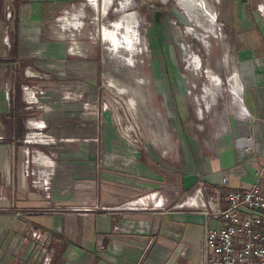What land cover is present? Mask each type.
Here are the masks:
<instances>
[{
  "label": "rangeland",
  "instance_id": "rangeland-1",
  "mask_svg": "<svg viewBox=\"0 0 264 264\" xmlns=\"http://www.w3.org/2000/svg\"><path fill=\"white\" fill-rule=\"evenodd\" d=\"M21 1L0 0V264H54L53 245L62 238L49 229L54 213L99 206L59 197L44 169L50 160L73 159L77 151L76 159L86 162L87 146L94 143V179L81 178V187L94 180L99 189L100 182L107 183L99 178L100 156L115 153V142L121 143L137 151V168L143 164L161 178L160 187L137 191L128 201L156 192L157 207L166 211L178 199V211L196 215L189 204L201 183L218 182L215 164L229 163L235 137L246 132L260 141L264 105L255 95L251 51L264 53V0L240 3L253 21L248 29L236 16L239 0H23L27 20L37 2L44 16L34 43L16 59L7 24ZM65 11L67 18L58 22ZM43 41L60 43L64 59H45ZM71 46L73 52H67ZM24 84L35 102L23 97ZM243 93L246 103L257 98V108L240 121L235 95L243 102ZM58 112L92 120L94 132L78 129L66 140L52 138L47 127ZM217 129L221 135L214 137ZM46 136L51 143L39 142ZM174 173L182 176L184 188L171 197ZM82 190V197L93 199V187ZM197 255L194 248L192 257Z\"/></svg>",
  "mask_w": 264,
  "mask_h": 264
},
{
  "label": "crops",
  "instance_id": "crops-1",
  "mask_svg": "<svg viewBox=\"0 0 264 264\" xmlns=\"http://www.w3.org/2000/svg\"><path fill=\"white\" fill-rule=\"evenodd\" d=\"M236 2L237 5H240L242 0ZM243 2L248 1L243 0ZM36 4L38 5L33 16L27 20L21 11L23 0L18 4V7L14 3L13 12L15 14H12L14 18L7 26L10 27L8 36L11 42L15 43L16 59L24 57L26 52H28L26 50H29L31 43H34L37 38L39 30L37 26L38 19L44 15L39 11L40 3L37 2ZM238 11L236 15L238 20L241 21V24L243 20L246 24L244 29H248L250 24H253V21L249 19L246 5L245 11L241 8V5ZM250 37H253L252 33H250ZM42 43L47 44L44 53L45 59L53 57L64 59L65 55H63L60 43L51 41H43ZM253 49L251 51V58L254 62L252 71L253 86L257 87L255 95H259V102L261 104L262 101L264 105V53L260 54L256 48ZM235 99L242 111L240 115L236 113L240 121H245V118L251 116L250 110L252 113L256 112L257 98L255 99V96L253 97L252 95V103L250 101L246 103L244 93L243 102L237 94ZM54 114H56L55 117L52 118L47 127L48 135L52 138L66 140L67 137L70 138L77 135L78 129L80 131L84 129L85 131L94 132V122L92 120L84 123L83 121L71 120V117L66 116L63 112ZM261 116L263 118L258 119V122L263 124L261 132L258 133L259 138L261 137L260 141L257 142L259 150L264 147V111ZM68 124L72 125V130H70ZM78 124L80 128H77L79 127ZM255 128L256 126L252 127L254 134ZM72 131L75 132L71 133ZM219 135H221V130L217 129L214 137ZM49 136L43 137V140L39 142L51 143L53 139ZM235 138L246 142L248 146L251 144L246 132L242 135H237ZM90 146H87L89 151L87 152L88 160L86 162L80 163V159H76L79 158V152L76 151L78 154L73 152L72 157H75V155L78 157L59 161L50 160V163L46 165L50 166V168L46 169L43 167L49 172L46 175L52 177V186L56 189V194L59 197L69 198V203H74V205H83L87 204V202L99 204L97 210L84 206L80 212H76L80 208L72 207L69 212L54 213V218L51 219V228L49 229L58 238L62 237L58 239L59 243L53 245L57 249V254L53 261L54 264H85V262H88V264H199L202 236V219L200 215L184 213L182 210L178 211V207L181 206L176 203L178 199L173 201L172 205H165L163 208L166 211L157 207L156 205L160 202V199L156 192L128 201L132 195L137 194V191H152L160 187L158 181L161 178L159 174L152 172L143 164H139V168H137V151L133 149L125 150L122 148L121 143L115 142V153L105 151V155L100 156L99 168L103 172L99 173V178L107 183L100 182L99 186L101 187L99 189L95 187L94 180L89 182L90 185L87 187H85L86 184L83 185L84 188H94V197L93 199H88L89 196L85 195L82 197L81 178H93V172L90 170H93L92 162L95 160L96 147L94 143H90ZM227 149L224 151L228 152ZM117 151H124L125 153H122V156ZM229 153H231L229 163L221 166H219V163L215 164L214 171H219L218 175H220L222 170L230 169L234 165L233 149ZM44 157L47 156L44 155ZM233 171V176L228 185H230V182H236L238 183L236 186H238L239 182L237 180H239L240 176ZM135 173L140 177L146 176L149 179H139L135 176ZM182 183V176L174 173V185L171 186L173 192L170 190V193H172L170 194L171 197L176 196L184 188ZM71 190L75 191L72 196L70 195ZM19 195L21 196L23 193ZM149 203L154 204V206L141 208L142 205ZM168 208L172 209V211L169 212ZM34 222L36 224L41 223V221L35 219ZM42 227H45L44 224ZM77 234H80L78 237L81 238V241L78 240V237L75 238ZM194 248L198 252L197 257H192Z\"/></svg>",
  "mask_w": 264,
  "mask_h": 264
},
{
  "label": "built area",
  "instance_id": "built-area-1",
  "mask_svg": "<svg viewBox=\"0 0 264 264\" xmlns=\"http://www.w3.org/2000/svg\"><path fill=\"white\" fill-rule=\"evenodd\" d=\"M3 42L9 46L6 36ZM21 91L29 103L36 101L27 84ZM247 137L249 146L236 139L234 165L220 172L218 184L201 183L197 191L200 202L189 204L202 218L199 264H264V147L259 150L258 143ZM232 171L240 176L239 185L228 187ZM221 187L227 188L222 203L218 197ZM210 221L215 224L210 226Z\"/></svg>",
  "mask_w": 264,
  "mask_h": 264
},
{
  "label": "trees",
  "instance_id": "trees-1",
  "mask_svg": "<svg viewBox=\"0 0 264 264\" xmlns=\"http://www.w3.org/2000/svg\"><path fill=\"white\" fill-rule=\"evenodd\" d=\"M11 50L12 51L15 50V46L14 45H12ZM17 121H18V118H17ZM226 190H227V188H225V187H222L221 190H220V193H219V196L218 197H220L221 203L223 202V199H224L223 195H224V193H225Z\"/></svg>",
  "mask_w": 264,
  "mask_h": 264
},
{
  "label": "bare ground",
  "instance_id": "bare-ground-1",
  "mask_svg": "<svg viewBox=\"0 0 264 264\" xmlns=\"http://www.w3.org/2000/svg\"><path fill=\"white\" fill-rule=\"evenodd\" d=\"M65 17L67 18V16L64 15V16H61V17L58 18V19H60V21H61V20H63ZM68 51L73 52V46L69 47V48H68ZM241 142H242V141H241ZM243 143H244V142H243ZM245 143H246V142H245ZM247 146H248V145H247ZM198 202H200V198H197V199L194 200V203H195V204L198 203ZM194 203H193V204H194Z\"/></svg>",
  "mask_w": 264,
  "mask_h": 264
}]
</instances>
